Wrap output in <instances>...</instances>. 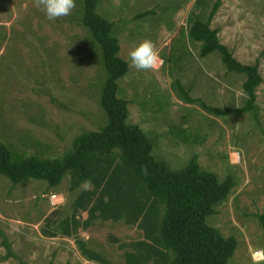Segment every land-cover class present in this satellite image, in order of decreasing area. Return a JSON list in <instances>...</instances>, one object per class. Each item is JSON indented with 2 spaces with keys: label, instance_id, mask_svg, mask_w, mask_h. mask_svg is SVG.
Instances as JSON below:
<instances>
[{
  "label": "rangeland",
  "instance_id": "obj_1",
  "mask_svg": "<svg viewBox=\"0 0 264 264\" xmlns=\"http://www.w3.org/2000/svg\"><path fill=\"white\" fill-rule=\"evenodd\" d=\"M75 3L70 15L49 20L39 0H0V137L17 159L61 158L78 136L106 124L99 64ZM217 3L212 28L239 62L259 60L264 79V0H102L100 12L115 22L120 56L130 66L120 83L129 123L151 137L155 157L173 170L197 158L220 181L233 177L235 188L208 224L238 240L229 264H264L255 257L264 249L257 219L264 214V83L257 91L261 127L252 114L216 116L186 104L173 89L179 79L209 106H242L245 77L229 73L216 55L201 58V44L189 38V14L202 12L207 18ZM144 40H151L163 59L157 69L131 64L130 52ZM71 186V175L56 190L35 180L14 186L0 175V230L14 252L28 264H97L83 256L78 246L83 242L113 264H126L127 255L137 254L138 243L146 242L144 228L100 219L84 227L89 213L75 212L74 202L78 193L94 187L85 184L73 192ZM74 212L80 225L67 237L64 229H71L67 220ZM6 253L0 237V264H21L5 260Z\"/></svg>",
  "mask_w": 264,
  "mask_h": 264
},
{
  "label": "trees",
  "instance_id": "obj_2",
  "mask_svg": "<svg viewBox=\"0 0 264 264\" xmlns=\"http://www.w3.org/2000/svg\"><path fill=\"white\" fill-rule=\"evenodd\" d=\"M78 1V20L99 64L96 78L106 124L99 132L78 136L72 149L61 158L17 159L0 137V175L14 186L35 180L48 183L53 190L71 175L73 192L90 182L87 184L94 189L81 191L74 202L75 212L89 213L84 227L100 219L144 228L146 242L138 243L137 254L127 255L126 264H229L238 240L224 237L208 224V219L231 195L235 188L233 177L220 181L216 174L203 170L197 158L185 168L173 170L169 163L155 157L154 142L141 127L129 123V103L120 97V83L128 76L130 66L120 56L118 28L100 12L102 0ZM219 7L217 3L207 18L202 12L189 14V38L201 44V58L216 55L229 73L245 77L242 106L224 110L209 106L204 100L193 98L179 79L173 83V89L186 104L198 105L216 116L252 114L261 127L257 104V91L264 83L261 63L258 60L254 65L242 64L221 42L219 30L211 26ZM75 212L67 220L71 229H64L67 237H73L74 228L80 225ZM257 219L264 230V214ZM0 237L7 252L5 260L28 264L14 252L2 230ZM78 246L88 261L113 264L83 242H78Z\"/></svg>",
  "mask_w": 264,
  "mask_h": 264
},
{
  "label": "clouds",
  "instance_id": "obj_3",
  "mask_svg": "<svg viewBox=\"0 0 264 264\" xmlns=\"http://www.w3.org/2000/svg\"><path fill=\"white\" fill-rule=\"evenodd\" d=\"M39 5L49 20H55L71 14L75 0H39ZM132 66L137 70H154L163 64V59L151 40L139 43L129 54ZM87 183L86 182V186ZM256 258H264V249L255 251Z\"/></svg>",
  "mask_w": 264,
  "mask_h": 264
}]
</instances>
